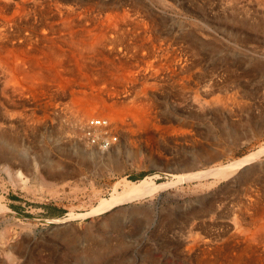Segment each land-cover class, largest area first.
I'll list each match as a JSON object with an SVG mask.
<instances>
[{"label": "rangeland", "instance_id": "374dc122", "mask_svg": "<svg viewBox=\"0 0 264 264\" xmlns=\"http://www.w3.org/2000/svg\"><path fill=\"white\" fill-rule=\"evenodd\" d=\"M59 1L96 14L137 10L183 55L180 66L187 64L183 75L190 78L181 87L178 79L159 76L155 92L147 90L158 122L146 131L118 128L119 150L107 160L87 154L92 147L67 111L77 85L58 92L47 80L44 89L32 88L23 105L34 116L0 130L8 140L0 141V264H235L236 257L264 264V246L246 239L255 226L247 220L256 218L257 206L264 212V160L242 175L180 182L106 214L81 217L122 178L167 183L174 174L208 171L264 143V0ZM67 67L58 70L73 81ZM197 100L206 102L202 111ZM51 102L60 106L56 114ZM19 175L29 190L19 187ZM38 175L58 186L56 196L37 191Z\"/></svg>", "mask_w": 264, "mask_h": 264}, {"label": "bare ground", "instance_id": "6f19581e", "mask_svg": "<svg viewBox=\"0 0 264 264\" xmlns=\"http://www.w3.org/2000/svg\"><path fill=\"white\" fill-rule=\"evenodd\" d=\"M157 1L153 3L167 4L165 0ZM153 25V21H146L145 17L134 9H121L96 14L90 8L80 6L76 2L0 0V121H2L0 122V130L3 129L2 126L5 127L4 129L6 127L12 128L24 117L31 118L34 116L33 111L28 113L24 109L23 102L26 101L28 92L33 91L32 88L42 87L44 89L43 86L48 80L47 83L50 82V85L47 88L49 89L51 86L53 89L56 88L58 92L67 88L72 90V86L77 85L79 90H72L74 101L69 107L67 106V111L83 130L91 128L90 122L92 120L105 119L109 123L107 134L116 133L118 128L122 132L131 128L146 131V128L158 122L154 102L148 96L149 92L147 93V90L150 89V92H155L157 78L161 75L171 80L178 79V85L181 87H185L190 78L189 74H187L189 76L183 75L184 72L188 73L187 64H183V67L180 66L184 62L183 55L181 56L172 47V44H165L163 40L159 39L154 34ZM92 62L98 64V66L94 64L93 67ZM65 64L71 67L70 71L74 75L73 81L62 76L63 73L61 72L63 70L61 72L58 70V68L64 69L65 67L68 69L69 67ZM63 65H65L64 68ZM66 72L68 71L65 70ZM99 84L104 86L98 87ZM128 85L132 86L129 87ZM48 94L53 95V93ZM49 99H52V97ZM200 100H197L198 102L196 101L194 106L202 111L206 106V102ZM52 104L54 106L51 107L50 112L56 114L60 106L56 102ZM188 106L194 107L192 104ZM21 107L22 109H20ZM46 110L48 112V107ZM60 116L62 115L60 114ZM94 130L97 136L104 134L100 129ZM4 137L0 133V141L7 142L8 140ZM126 138L127 135H125ZM79 148L82 149V146L80 145ZM118 150L116 145L110 151L91 148L87 154L97 160H107L114 156ZM86 151L88 150L86 149ZM262 160H264V143L260 144L253 152L225 164L218 163L212 167L209 165L208 171L174 174L172 175V181L167 183L156 184L148 177L138 182H129L122 178L112 185L113 191L107 199H99L95 207H91L87 213L82 216L80 214V216L93 217L106 214L124 203L139 200L180 182L196 181L208 175L216 178H226L237 171H240V175H242L247 171L246 167L248 165L259 163ZM37 177V191L47 193L49 196L58 194V186L55 183L46 181L42 176L38 175ZM24 179L19 175L15 181L20 184L19 187L22 186L23 189L29 190L28 181ZM117 187L120 190H117ZM257 207L256 218L247 220H251L255 226L251 232L247 231L249 233L246 234V239L250 242L249 245L257 243L264 246V212H260L262 210L261 206ZM246 222L244 221V224ZM250 222L248 223L250 224ZM251 224L249 226H252ZM242 231V233H246L243 229ZM245 244L247 245V243ZM92 251H90L91 256L95 254ZM236 260L239 263L240 260L237 257ZM234 261L230 264H233Z\"/></svg>", "mask_w": 264, "mask_h": 264}, {"label": "built area", "instance_id": "2783aa9c", "mask_svg": "<svg viewBox=\"0 0 264 264\" xmlns=\"http://www.w3.org/2000/svg\"><path fill=\"white\" fill-rule=\"evenodd\" d=\"M91 128L83 130V139L92 148L101 151H108L112 149L119 141L117 134H107L109 123L105 119H94L90 122ZM94 129L102 130L103 135H95Z\"/></svg>", "mask_w": 264, "mask_h": 264}]
</instances>
